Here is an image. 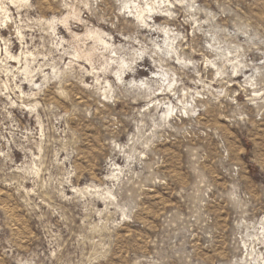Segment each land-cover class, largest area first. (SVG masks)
<instances>
[{
	"label": "rangeland",
	"instance_id": "374dc122",
	"mask_svg": "<svg viewBox=\"0 0 264 264\" xmlns=\"http://www.w3.org/2000/svg\"><path fill=\"white\" fill-rule=\"evenodd\" d=\"M167 1L0 0V264H264V0Z\"/></svg>",
	"mask_w": 264,
	"mask_h": 264
},
{
	"label": "bare ground",
	"instance_id": "6f19581e",
	"mask_svg": "<svg viewBox=\"0 0 264 264\" xmlns=\"http://www.w3.org/2000/svg\"><path fill=\"white\" fill-rule=\"evenodd\" d=\"M145 1V5H146V7H147V9L146 10H139V11H137L136 12V18L137 19H142V20H144V16L147 14V13H149L150 11H153V10H155V4H158V7L160 6V3L161 4H164L165 2H168L167 0H144ZM169 3V2H168ZM167 3V4H168ZM157 6V5H156ZM164 6V5H163ZM169 6V5H168ZM162 7V6H161ZM160 7V8H161ZM165 8V7H164ZM167 12V11H166ZM162 18V17H161ZM167 18V17H166ZM165 18V19H166ZM164 19V18H163ZM167 20V19H166ZM160 104H161V102H160ZM163 105L164 104H167V103H162ZM166 109H167V111H169V110H173V107H169V105L167 104L166 105ZM263 235H264V232H263ZM264 238V237H263Z\"/></svg>",
	"mask_w": 264,
	"mask_h": 264
}]
</instances>
